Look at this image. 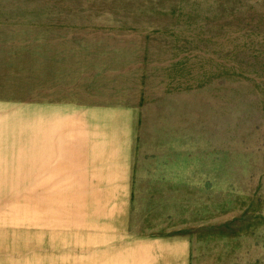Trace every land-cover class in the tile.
<instances>
[{
    "label": "rangeland",
    "instance_id": "374dc122",
    "mask_svg": "<svg viewBox=\"0 0 264 264\" xmlns=\"http://www.w3.org/2000/svg\"><path fill=\"white\" fill-rule=\"evenodd\" d=\"M0 264H264V0H0Z\"/></svg>",
    "mask_w": 264,
    "mask_h": 264
}]
</instances>
